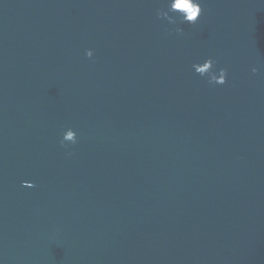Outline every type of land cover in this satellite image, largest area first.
Masks as SVG:
<instances>
[{"label":"water","instance_id":"obj_1","mask_svg":"<svg viewBox=\"0 0 264 264\" xmlns=\"http://www.w3.org/2000/svg\"><path fill=\"white\" fill-rule=\"evenodd\" d=\"M171 3L0 0V264H264V0Z\"/></svg>","mask_w":264,"mask_h":264},{"label":"clouds","instance_id":"obj_2","mask_svg":"<svg viewBox=\"0 0 264 264\" xmlns=\"http://www.w3.org/2000/svg\"><path fill=\"white\" fill-rule=\"evenodd\" d=\"M170 11L179 12L182 14V19L184 23L195 24L202 13V6L200 0H172ZM177 33H181L182 29L177 28L175 30ZM91 56V53H89ZM211 62L212 58H208ZM227 74V73H225ZM226 80L221 81L224 84ZM77 142V139L73 141V144ZM61 145L65 143L61 140Z\"/></svg>","mask_w":264,"mask_h":264}]
</instances>
